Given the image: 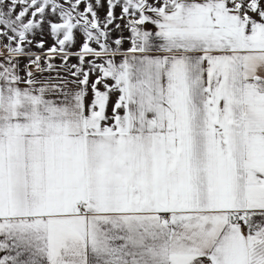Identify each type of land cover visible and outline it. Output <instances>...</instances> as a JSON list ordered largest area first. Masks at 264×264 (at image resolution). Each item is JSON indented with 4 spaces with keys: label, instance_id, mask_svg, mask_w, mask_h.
Wrapping results in <instances>:
<instances>
[{
    "label": "snow or ice",
    "instance_id": "obj_1",
    "mask_svg": "<svg viewBox=\"0 0 264 264\" xmlns=\"http://www.w3.org/2000/svg\"><path fill=\"white\" fill-rule=\"evenodd\" d=\"M0 253L264 264V0H0Z\"/></svg>",
    "mask_w": 264,
    "mask_h": 264
},
{
    "label": "rangeland",
    "instance_id": "obj_2",
    "mask_svg": "<svg viewBox=\"0 0 264 264\" xmlns=\"http://www.w3.org/2000/svg\"><path fill=\"white\" fill-rule=\"evenodd\" d=\"M105 12H106V5H105V9L102 10V11L100 12V15L103 16V15L105 14ZM114 35H115V34H114ZM124 36H125V38H127L128 33L125 32V33H124ZM50 43H51V41H49V44H50ZM47 46H48V45H46V47H47ZM129 46H130V42L127 41V39H126V42H125V44H124V48L126 49V48H128ZM5 54H6V53H5ZM56 63H57V64H60L61 61L57 58ZM70 63H76L75 59L71 60ZM22 64H23V63H22ZM52 75H55V73H53ZM61 75H64V73H61Z\"/></svg>",
    "mask_w": 264,
    "mask_h": 264
},
{
    "label": "crops",
    "instance_id": "obj_3",
    "mask_svg": "<svg viewBox=\"0 0 264 264\" xmlns=\"http://www.w3.org/2000/svg\"><path fill=\"white\" fill-rule=\"evenodd\" d=\"M23 63V62H22ZM21 75H23V72H21ZM116 97H113V102L115 101ZM4 255V253H0V256Z\"/></svg>",
    "mask_w": 264,
    "mask_h": 264
}]
</instances>
